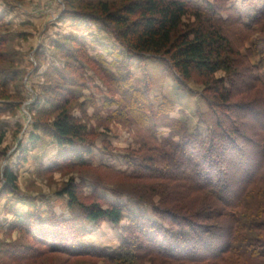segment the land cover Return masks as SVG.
Listing matches in <instances>:
<instances>
[{"label":"rangeland","instance_id":"obj_1","mask_svg":"<svg viewBox=\"0 0 264 264\" xmlns=\"http://www.w3.org/2000/svg\"><path fill=\"white\" fill-rule=\"evenodd\" d=\"M131 1L0 0V264H104L56 252L35 256L47 251L30 231L39 226V218L68 221L81 215L78 208L69 207L67 196H61L69 186L79 191L85 204L97 198L103 205L121 204L129 209L119 226L82 222L81 245L118 248L130 219L141 213L168 226L155 215L153 205H138L129 195L113 190L143 194L160 206L171 197L168 182L127 179L117 173H147L146 160L173 142L191 152L195 145L189 136L209 134L214 117L210 101L216 105L217 83L200 74L179 81L166 58L136 56L126 50L112 32V23L95 7L106 4L124 16L123 9ZM188 1L223 22L239 17L246 24L264 7V0ZM215 5L220 12L214 11ZM261 37L255 34L250 42L236 47L240 61L233 70L238 75L245 73L241 60L250 49L254 75L264 80L262 46L256 42ZM226 76L221 71L215 79ZM235 89L242 87L237 84ZM63 106L86 129L89 137L84 144L58 145L53 121L59 115L56 109ZM225 110L236 119L229 108ZM259 111L237 115L249 128L255 118L258 127L264 128V115H256ZM247 146L255 152L253 144ZM184 167L189 164L185 162ZM7 171L17 178L13 192L5 178ZM211 180L217 182L215 176ZM28 216L35 221L32 228L30 222L22 223ZM162 263L149 260L143 264Z\"/></svg>","mask_w":264,"mask_h":264},{"label":"trees","instance_id":"obj_2","mask_svg":"<svg viewBox=\"0 0 264 264\" xmlns=\"http://www.w3.org/2000/svg\"><path fill=\"white\" fill-rule=\"evenodd\" d=\"M213 8L215 12L221 11L217 5ZM95 10L112 23V32L131 54L166 58L179 81H190L200 74L216 82L213 92L216 105L210 101L214 117L209 121L207 136H189L195 145L191 152L173 142L168 149L155 150L151 159L146 160L147 173H117L127 179L168 182L171 197L160 206L143 194L113 189L117 195H129L138 205H153L155 215L168 226L141 213L130 219V227L125 229L118 248L81 245L85 235L82 222L97 227L105 222L119 226L129 209L121 204L103 205L97 198L85 204L79 191L69 186L61 196H67L70 208L79 209V219L40 221L39 218L36 221L39 226L33 228L35 221L31 216L22 221L30 222L31 235L39 245L47 246V251L35 256L56 252L104 264H143L149 260L162 264H264V128L258 127L260 122L255 118L250 129L237 115L250 109L260 110L258 116L264 115V80L254 75L250 49L241 60L245 73L238 75L233 70L240 61L236 47L250 42L255 34L264 36V7L249 24L239 17H229L223 22L194 8L188 0H133L124 7V16L119 11H110L106 4ZM191 17L195 22L186 23ZM256 42L262 46L260 57L264 66V37ZM221 71L227 76L216 80ZM237 84L242 89H235ZM253 91L257 95H252ZM239 95L242 97L238 101ZM225 108L235 113L236 119ZM56 110L59 115L53 121V130L58 145L64 148L84 144L89 137L86 129L69 115L66 106ZM254 115L251 114L252 118ZM248 144L255 146L256 153L252 152L257 160ZM185 162L189 167H184ZM81 163L84 165V161ZM170 170L174 171L169 173ZM213 176L217 182L211 180ZM5 178L11 192L17 189V178L12 172L7 171ZM232 193V198H228Z\"/></svg>","mask_w":264,"mask_h":264}]
</instances>
